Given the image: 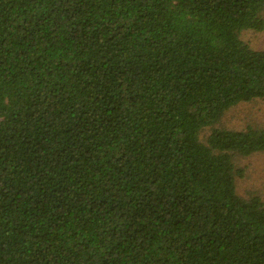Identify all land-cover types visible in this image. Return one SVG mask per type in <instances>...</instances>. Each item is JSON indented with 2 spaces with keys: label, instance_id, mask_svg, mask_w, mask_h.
<instances>
[{
  "label": "trees",
  "instance_id": "1",
  "mask_svg": "<svg viewBox=\"0 0 264 264\" xmlns=\"http://www.w3.org/2000/svg\"><path fill=\"white\" fill-rule=\"evenodd\" d=\"M264 0H0V264H264L237 157L264 128Z\"/></svg>",
  "mask_w": 264,
  "mask_h": 264
},
{
  "label": "rangeland",
  "instance_id": "2",
  "mask_svg": "<svg viewBox=\"0 0 264 264\" xmlns=\"http://www.w3.org/2000/svg\"><path fill=\"white\" fill-rule=\"evenodd\" d=\"M260 15L264 20V9ZM240 38L252 49L264 50V29L243 31ZM216 126L234 130H244L250 126L264 128V100L241 103L231 108ZM235 164L237 169H242L244 175L237 178L238 194L245 199L258 195L264 201V152L237 157Z\"/></svg>",
  "mask_w": 264,
  "mask_h": 264
}]
</instances>
